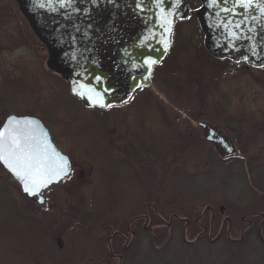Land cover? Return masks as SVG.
Listing matches in <instances>:
<instances>
[{"label":"rangeland","instance_id":"obj_1","mask_svg":"<svg viewBox=\"0 0 264 264\" xmlns=\"http://www.w3.org/2000/svg\"><path fill=\"white\" fill-rule=\"evenodd\" d=\"M188 2L190 16L175 27L177 48L151 84L128 102L100 110L83 105L48 68L47 49L18 15L16 0H0V124L10 114L41 118L75 165L67 180L45 193L44 204L20 193L0 168V264H118L108 237L126 234L132 217L149 208L151 229L143 223L148 229L139 228L124 261L151 244L181 257L170 243L195 240L204 226L213 234L190 249L206 248L219 259L233 247L229 240L236 245L257 230L264 243V221L251 216L264 213V68L213 57L195 13L201 1ZM200 123L219 129L234 153L210 142ZM248 147L258 157L252 164L244 156ZM144 148L163 155L152 180L147 168L144 174L128 167L135 154L127 149L140 160ZM12 206L19 218L11 216ZM229 224L231 239L239 241L228 237ZM111 243L121 252L123 239Z\"/></svg>","mask_w":264,"mask_h":264},{"label":"water","instance_id":"obj_2","mask_svg":"<svg viewBox=\"0 0 264 264\" xmlns=\"http://www.w3.org/2000/svg\"><path fill=\"white\" fill-rule=\"evenodd\" d=\"M200 1L202 5L196 13L205 35L206 49L218 59L264 67V0H253V4L247 7L240 6L242 0ZM17 2L37 37L48 49V68L64 77L71 94L86 107L102 109L129 100L132 92L151 84L154 66L171 48L176 24L190 14L187 0ZM128 17L134 18L136 24L128 45H125V50H120L111 64H104L97 43ZM25 121L33 123L25 124ZM200 124L206 129L209 141L220 146L226 155L234 153L232 141L219 129ZM8 129H12L14 134L22 133L30 138L33 145L46 149L51 162H57L60 157L67 161L68 176L53 177L47 187L41 188L36 195H29L24 191V181L0 160L2 167L20 184L23 193L32 198L39 196L38 202L44 204L42 192L70 176L72 161L56 146L49 128L39 117L8 115L0 127L5 138Z\"/></svg>","mask_w":264,"mask_h":264},{"label":"trees","instance_id":"obj_3","mask_svg":"<svg viewBox=\"0 0 264 264\" xmlns=\"http://www.w3.org/2000/svg\"><path fill=\"white\" fill-rule=\"evenodd\" d=\"M151 95L152 94L150 93V95H147L146 97L152 98L153 95L152 96ZM154 98L157 99L156 96ZM2 123L0 124V126L2 125ZM251 140H255L254 137L251 138ZM145 151H148V152H145ZM250 151H251L250 147L244 149V152H245L244 156H245V159H248V163L252 164L254 163V161H256L258 157L254 155L253 153H250ZM138 153L139 152L137 151H135L134 153L135 155L133 159L134 160L133 168L135 169V171H138V170L139 172L143 171L145 174V171L143 169L146 170L147 168L149 170V174L152 176L151 180L156 176L158 177L159 170H158L157 164L161 165L163 163L162 162L163 155L158 154L157 150L151 151L149 148H146V149L144 148V150L143 149L140 150L141 159L136 160V157L139 156ZM150 157H151V161L150 160L149 161L151 163L150 162L145 163V158L149 159ZM260 166L261 165L259 164V167ZM0 168L3 170V172L6 173V171L1 166ZM139 172H137V174ZM164 174L166 175V172H164ZM138 176H139L138 178L141 181H144L142 178L143 177L142 173L138 174ZM17 188L19 192L22 193L21 187L19 185H17ZM10 210H11L10 211L11 216H14L16 218H19L21 216L20 212H16V208L14 206L10 207ZM110 212L112 213L113 210L107 211L105 212V214L110 215L109 214ZM83 223L88 224V222L85 220L81 221V224ZM191 223H192V220H191ZM259 232L260 230L259 231L257 230L258 235L255 236L256 238L254 236L252 237L250 233L248 237L244 238L242 242H238L236 245H234L235 243L232 244V242L229 240V245L230 246L233 245V247L228 248V250H226L227 251L226 255L225 253L222 254L220 259H219V256H216V255L213 256L211 253L207 252L206 248L197 249L196 252H195V248H194V251L190 249L191 246H194V245L196 246L202 240L194 244H187L185 243L184 240H181V241L179 240L175 243V245H172V243H170L169 247L170 249L173 248L172 250L178 251L175 253L180 254L181 257L170 255L168 246L159 247L155 244H151L146 252H142V253L140 252L137 254V256L132 254L133 255L132 259L131 260L129 259L128 261H124L123 264H218L222 262L223 259H225V257L227 261V263L225 264H264V243L261 241L262 239L260 238ZM181 243H185V244L181 245ZM194 254H196L197 256Z\"/></svg>","mask_w":264,"mask_h":264},{"label":"snow or ice","instance_id":"obj_4","mask_svg":"<svg viewBox=\"0 0 264 264\" xmlns=\"http://www.w3.org/2000/svg\"><path fill=\"white\" fill-rule=\"evenodd\" d=\"M213 3L216 0H212ZM253 4V0H242L241 7ZM239 27V25H237ZM155 63V61H151ZM19 124V121L16 122ZM32 121H25L31 124ZM0 160L24 181V191L29 195H36L43 187L52 182L51 178L60 179L69 175L67 161L62 157L57 162H51L47 157V150L33 145L30 138L22 133H15L12 129L0 132Z\"/></svg>","mask_w":264,"mask_h":264},{"label":"flooded vegetation","instance_id":"obj_5","mask_svg":"<svg viewBox=\"0 0 264 264\" xmlns=\"http://www.w3.org/2000/svg\"><path fill=\"white\" fill-rule=\"evenodd\" d=\"M16 4H17V7H18L17 13L21 17L22 16V11H21V9H20V7L18 5L17 0H16ZM199 7H200V5H199ZM196 9H195V12H196ZM129 18L130 17H128V19ZM128 19L126 21L124 20L123 22H120L116 26H114V28H113L114 31L112 33H108L107 35H104L105 37L103 36V38L97 43L96 47H97L99 55L102 57V60H103L104 64H111L112 61L115 59V57H117L119 55L120 50H123V49L125 50V45H128L127 42L129 41V37H130L131 33L133 32V30L136 27V24L134 22V18H130L129 20ZM45 48L47 49L46 46H45ZM176 48H177L176 40H175V37H174L172 46H171L170 51L168 52L167 56L164 58V60H162L160 63H158V64H156L154 66L152 79L154 77V74L158 73L161 70L160 67L162 68V66L166 63V60H168V58H170V56L173 53V50H176ZM47 52H48V49H47ZM175 58H176V56H175ZM174 73H177V72H174ZM121 84L124 85V82L122 81ZM140 89H142V88H140ZM140 89H138V90H140ZM138 90H136L135 92H137ZM122 104H124V103H122ZM122 104H118L116 106H120ZM53 139L56 142V144L58 145V141L56 140V138H54V136H53ZM125 144H127V143H125ZM127 150H128L129 156L131 154L134 155L135 152L132 149H127ZM117 158H119V157L117 156ZM119 159L121 161L120 164L123 165L124 167H126V165L124 164V160L122 158H119ZM128 165H129L128 167L133 168L134 160L133 159H129L128 160ZM73 168H75L74 161H73ZM143 179H145V176H143ZM46 192H44L43 194L45 195ZM35 198H38V197H35ZM156 216L159 219L163 220L162 216L160 214H157ZM251 216H253V217L260 216L262 218V220L264 221V213H253ZM202 217L203 216H201V218ZM141 221H143V222H141ZM153 221H154V218L151 215L150 208H149V210L147 212H144L141 215H137V216H133L132 217V220L127 224L126 234L121 232V231H115L110 237H108V239H107L108 248H109V250L111 252L112 258L114 260L118 259V264H123L124 263V254L128 253V250L130 249V247L133 244L130 241L134 237L137 236V233L139 232V228H142L145 231L146 229H148V227H147V225H144V224H149L150 225L149 229H151ZM228 221H230L229 218H228ZM248 222H251V225L253 224L252 220H249ZM186 224L190 225L191 224V219H187ZM211 224H213V223L211 222ZM213 232H214L213 229H211L210 227H205L204 226L202 231H200L199 236L197 238L203 237V236L207 235L208 233L209 234H213ZM227 232H228V236H230L229 235L230 232H231V225L230 224H229ZM222 233H223V231L221 230L219 232V234L222 235ZM116 238H121V239L124 240V243H123L122 248H121V252H118V253L115 252L116 250H114V247L112 246V243H111L112 240H114ZM233 241H238V240L233 239ZM123 252H125V253L123 254Z\"/></svg>","mask_w":264,"mask_h":264}]
</instances>
